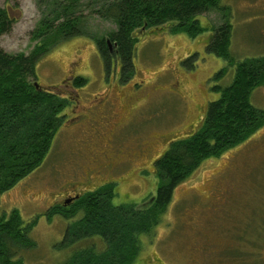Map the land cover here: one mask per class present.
<instances>
[{
    "label": "rangeland",
    "instance_id": "obj_1",
    "mask_svg": "<svg viewBox=\"0 0 264 264\" xmlns=\"http://www.w3.org/2000/svg\"><path fill=\"white\" fill-rule=\"evenodd\" d=\"M220 5L229 9L227 18L232 25L230 58L238 62L264 56V0H220ZM0 8H8L15 20L11 31L0 37V49L11 55L29 54L35 45L30 40V33L40 18L35 0H0ZM83 10V34L51 47L36 65V79L29 81L54 91L67 74L69 64L77 58H82L80 69L86 70H73L75 74L71 75L86 80L82 87L86 94L114 80V72L106 79L101 76V65L94 55L96 43L107 38L116 26L110 20L89 15L86 8ZM223 17L217 10L199 16L200 26L207 31L194 39L162 27L151 28L147 36L144 35L145 40L137 42L134 80L146 81V90L132 103L120 101L121 94L113 100L117 106L125 103L124 108L132 115L135 106L140 110L129 125L132 134L126 137V151L136 153L139 143L142 147L143 142L146 149H154L160 157L170 143L192 132L187 126L195 119L200 123L207 104L218 98V93L211 91L216 72L226 70L216 84L221 87L230 84L233 68L206 51V45L211 42L209 29L222 25ZM142 36L136 32L135 42ZM146 42L145 50L141 49ZM187 49L191 50L180 61L196 54V58L188 63L192 69H185L181 63L176 67L178 58L187 53ZM172 74L181 83L182 96L189 100L171 93L176 88L175 79H170ZM196 85L201 88L198 93L194 90ZM250 103L264 110V83L251 93ZM65 113L67 111L63 115ZM118 113L120 115L111 118L110 122L125 123L123 110ZM71 126L75 125L63 123L43 163L0 195V216L17 210L25 224L36 220L28 232L32 247H13L14 259H21L22 264H64L68 258L69 252L58 245L70 221L59 215L48 217L46 211L55 204L49 191H57V187L65 182L80 186L83 181L81 172L86 164L76 167L70 158L81 138L66 133ZM130 180L135 183L133 178ZM145 186L130 192L120 189L112 203L144 204L147 197L142 199V192L147 186L155 189L156 180L153 178ZM86 242L81 247L92 243L102 245L95 238ZM137 259L141 264H264V125L220 156L202 161L175 187L157 225L150 234L142 236Z\"/></svg>",
    "mask_w": 264,
    "mask_h": 264
},
{
    "label": "trees",
    "instance_id": "obj_2",
    "mask_svg": "<svg viewBox=\"0 0 264 264\" xmlns=\"http://www.w3.org/2000/svg\"><path fill=\"white\" fill-rule=\"evenodd\" d=\"M39 20L30 33L32 51L11 55L0 49V195L36 170L49 153L66 102L53 92L34 87L36 65L56 43L83 34L84 8L89 15L112 21L116 29L107 38L114 41L124 67L132 73L133 34L141 28L167 27L169 32L191 39L207 31L198 17L211 10L222 12L225 22L210 28L207 52L233 68L228 86L216 84L225 69L216 72L211 91L218 98L188 137L169 144L155 164V198L144 210L112 203V191L104 188L75 201L67 208L53 209L48 217L69 220L61 249L69 252L64 264H141V238L150 234L159 215L171 200L175 187L189 177L202 161L218 157L242 143L264 125V110L250 103L251 93L264 83V56L235 62L230 58L232 25L228 8L220 0H35ZM15 20L8 8H0V37L8 34ZM97 48L108 64L105 38ZM86 81L79 79L77 84ZM36 220L25 224L17 210L0 216V264H22L14 259L13 247L30 248L28 232ZM102 245L92 243L93 239Z\"/></svg>",
    "mask_w": 264,
    "mask_h": 264
},
{
    "label": "flooded vegetation",
    "instance_id": "obj_3",
    "mask_svg": "<svg viewBox=\"0 0 264 264\" xmlns=\"http://www.w3.org/2000/svg\"><path fill=\"white\" fill-rule=\"evenodd\" d=\"M150 30L151 28H141L140 30L136 31L137 34L143 36L142 38L139 37V40L133 44V56H131L133 68L131 74L128 73L127 68L124 67L123 59L119 51L116 50L115 42L109 40V44L106 43L108 64L106 63V60L98 48L95 50L96 55H94V57L101 65V76H103L104 79L114 72V80L112 82L106 85L103 84L91 93L86 94V91L82 88L86 82L83 85L77 84L79 79L84 78L82 76L71 75L75 74L73 70H82V72H85L86 70L80 69L83 65L82 58H77L74 62L69 64L70 66L67 74L64 75V78L58 87L53 89L54 91H51L54 92L57 97L63 99L66 102L63 111L59 115L61 119L59 128L63 125V123H67L68 125L72 122L75 126H71L66 133H73V137H81L79 138L78 143L80 144L78 145V148L71 153L70 158L76 167H80L81 163L86 164V166L84 171L81 172L83 181L80 183V186L73 182H65L57 187V191H49V193H52L50 197L51 201L55 198V204H53L46 211V214L48 211L55 208L60 209L70 207L79 198L88 194L96 193L97 191H100L104 188L111 189L113 200L117 195H119L120 189H123L126 192L135 191L136 189H141L147 185V183L151 180L153 181V178L156 180L155 164L159 157L154 153V149H146L145 147L147 146H144V143L142 142V147L141 143H139L138 149L135 150L136 153L131 154L126 151L124 145L125 141L127 140L126 137H129L128 134H132V132L129 131V125L135 119V117H137L138 111H140L135 106L133 115L130 114V110L124 108L125 103H132L133 101H136V99L138 100V96L145 92L147 86L146 81L141 79L134 80L136 73L133 60L136 52L138 51L137 42L139 43L141 39L145 40V37L147 36L146 33L147 31L150 32ZM135 33L133 34L134 38ZM147 45L148 42H146L145 45L140 48L145 50ZM207 47L208 46L206 45V49ZM190 50L191 49H187L188 52L184 53L182 57L178 58V61L175 64L176 67H179L178 63H181L185 69H192L193 66H189L188 63L189 61H192L194 58H196V54H193L185 60L180 61L185 57L184 55L190 52ZM174 69L172 70L174 71ZM178 71L182 72L180 70ZM192 76L193 74L189 75V77ZM173 78L175 79L176 88H174L171 93L180 96L183 100H189V98L182 96L180 91L181 89L179 90L181 83L177 76L172 74L170 79ZM126 83L128 84L125 85ZM187 86L188 90H190L189 84ZM194 90H196V93H198L201 88L196 85ZM117 94H121L118 97L120 101H127L125 103L118 104V106L117 104L114 105L113 100L116 98ZM206 108L207 107H205V109ZM118 110H123L122 115H126L125 123L118 124L110 122L111 118L120 115ZM66 111L67 113L63 115V113ZM72 115H74V117ZM131 115L133 117L130 120ZM204 115L205 114H202L200 120H202ZM75 121L77 122L75 123ZM198 125L199 121L195 119L193 123L189 124L187 127L192 128L191 131H195ZM181 136L188 137V134H183ZM132 158H134V160H132ZM131 178H133L135 183L130 180ZM115 180H117L118 183H116ZM81 186H83L82 189L80 188ZM146 189L147 190L142 192V199H146L147 197V201L144 204L140 206L138 203L126 205H133L136 209L144 211L149 208L155 198L156 187L154 189L152 186H147Z\"/></svg>",
    "mask_w": 264,
    "mask_h": 264
},
{
    "label": "water",
    "instance_id": "obj_4",
    "mask_svg": "<svg viewBox=\"0 0 264 264\" xmlns=\"http://www.w3.org/2000/svg\"><path fill=\"white\" fill-rule=\"evenodd\" d=\"M105 41H106L107 44H109V39H108V38H105ZM34 87H35V88H38V87H39V85H38L37 82L34 83ZM42 90L47 91V92L50 91V89H42Z\"/></svg>",
    "mask_w": 264,
    "mask_h": 264
}]
</instances>
